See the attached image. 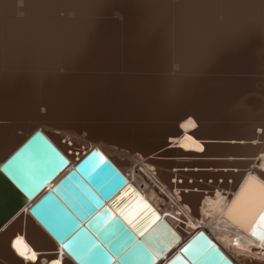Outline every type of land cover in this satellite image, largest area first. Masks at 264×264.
Listing matches in <instances>:
<instances>
[{
  "label": "bare ground",
  "instance_id": "6f19581e",
  "mask_svg": "<svg viewBox=\"0 0 264 264\" xmlns=\"http://www.w3.org/2000/svg\"><path fill=\"white\" fill-rule=\"evenodd\" d=\"M132 1L136 14L117 12L110 31L100 17L105 4L119 0H0V165L37 130L69 162L0 231V262L79 264L29 208L92 150H101L181 244L203 230L233 264H264V80L254 91L256 101L239 104L256 116L216 136L207 110L184 98L188 81L218 75V66L232 62L236 52L251 53L264 70V0ZM108 34L118 40L113 52L95 65L85 63L94 51L102 55ZM138 55L156 61H135ZM113 108L124 123H111ZM157 121L162 127L154 131ZM131 124H142V138L159 140L163 153L125 151L116 138L133 135ZM62 138L80 152L76 161ZM214 146L227 150L197 154ZM17 238L24 257L12 247ZM179 246L155 263L163 264ZM33 253L34 261L26 258ZM142 255L135 253L133 264L147 262Z\"/></svg>",
  "mask_w": 264,
  "mask_h": 264
},
{
  "label": "water",
  "instance_id": "95a60500",
  "mask_svg": "<svg viewBox=\"0 0 264 264\" xmlns=\"http://www.w3.org/2000/svg\"><path fill=\"white\" fill-rule=\"evenodd\" d=\"M68 164L40 130L5 160L0 165V231ZM138 197L159 216L100 151L92 150L47 190L29 212L79 264H133L132 257L139 251L148 258L143 264H157L155 260H163L182 241L162 218L150 223L147 211L138 215L133 224L127 223L120 210L135 204ZM82 238L89 242L87 246L103 248L91 251L83 244L85 249L80 250ZM185 248L188 250L182 251ZM84 254L86 257L80 259ZM173 262L233 264L203 230L191 235L163 264Z\"/></svg>",
  "mask_w": 264,
  "mask_h": 264
},
{
  "label": "rangeland",
  "instance_id": "374dc122",
  "mask_svg": "<svg viewBox=\"0 0 264 264\" xmlns=\"http://www.w3.org/2000/svg\"><path fill=\"white\" fill-rule=\"evenodd\" d=\"M123 1H128L129 3H125ZM109 7H113V9H111V11H108ZM125 8H130L134 10V14H136V11L138 9L136 7V4L132 0H119V2H112L105 4L104 5L105 14L101 15L100 17L101 23H103L101 26H104L105 28L109 27V30L111 31L112 29L111 25H116V23L112 20V18L118 16L117 12L125 15L126 14ZM110 35L111 34H108L107 36L110 43H107V45H105L104 47L102 46L101 47L102 49H100L102 55H99L98 51H94L91 57L85 61V63L87 64L90 63V65H95L96 64L95 62H102L106 55H109L113 52V50L116 48L115 45H117L118 40L117 41L113 39L111 40ZM255 59H256L255 56L254 55L252 56L251 53L245 55L242 52H236L234 54V60L232 62L229 63L223 62L218 66L219 72L216 73L218 75L203 76V78L197 77L195 80L193 79L194 83L192 84H189L190 82L188 81V84L186 86L190 87L191 85V87H190V91L184 93L185 96L184 98L191 99L192 101L194 100L196 106L198 107L200 106L207 110V113L211 118V124H212L211 133L213 136H216L217 131H220L224 127H230V128L232 127L233 129L237 128L238 126L246 122H249V118L251 119V116L253 117L256 116V114L255 115L249 114L244 106L243 107L239 106L241 102L249 103L256 101L258 99V95L254 91L255 89L260 88L257 87V84L261 83L262 80H264V74H263L264 70L260 68L259 62L257 61V59L256 60ZM263 60L264 58L262 59V61ZM135 61H156V59L153 56L140 57L138 55ZM197 79H199L198 82L200 81L201 84L196 81ZM197 85L199 88L197 89L199 91L196 90ZM186 93L187 95H185ZM109 112H110L109 115L113 117L111 120L112 124L117 125L119 123H124L121 121L119 122L117 118V116L119 115V111L117 108L110 109ZM130 126H132L133 129L135 130L133 135H128L123 133L121 135H118L116 138L117 143H119L123 147V149H125V151L128 152L135 149L140 152H144L146 150L147 152H152L156 154L163 153L162 150L160 149V146L158 145L159 140L152 139L150 141H146L142 138L145 133L142 124L141 125L131 124ZM161 127L162 124L159 121L153 122V124H151L150 126V128L154 131L159 130ZM127 132L128 130L126 129L125 133ZM18 133H21V130H18ZM63 141L64 139L62 138L61 142ZM173 149L174 148L170 149L169 151H172ZM226 150H227L226 147L214 146L212 148L202 149L198 151L197 154L222 155L225 154L224 152ZM172 169H176L177 171L183 170L184 173L191 172L189 170H193V173H195L194 169H189L187 167L186 168L173 167ZM209 171L207 172L209 173ZM211 172L212 173L210 174H214L213 173L214 171ZM224 172L225 171H223V173ZM193 182L197 183L199 186H201V188H208L206 187L207 184L200 185L199 181H195V180ZM0 264H5V263L1 261Z\"/></svg>",
  "mask_w": 264,
  "mask_h": 264
},
{
  "label": "snow or ice",
  "instance_id": "6c2138e0",
  "mask_svg": "<svg viewBox=\"0 0 264 264\" xmlns=\"http://www.w3.org/2000/svg\"><path fill=\"white\" fill-rule=\"evenodd\" d=\"M188 124L191 125L192 127H195V124L191 120L188 121ZM144 211H147L150 214V216H151L150 223H156L159 220V216L156 214V212L154 210H152L150 208L149 205H147V203L144 201V199L142 197H138V200L135 204L129 206L126 209H121L120 215L126 220L127 223L133 224L134 219L138 215H142L144 213ZM261 219L264 220V216H262ZM141 234H143V233H141ZM256 234H257V231H256V229H254L253 235H256ZM261 238L264 239V233L261 234ZM20 243H21L20 238H17V240L13 243L12 247L16 249V251L19 253L20 256L24 257L25 252L23 250H21V248L19 247ZM79 246L84 247V245H82V244H80ZM25 247H27V246H25ZM87 247L91 248V251H98V250L103 248L102 245H97L96 247H91L89 245ZM133 247H135V246H133ZM86 250H87V248H86ZM187 250H188L187 248L182 249V251H187ZM116 251L119 253L121 251V249L118 248V249H116ZM101 254H103V253H101ZM26 258L34 261L36 259V255H35V253H33L31 257H26ZM173 264H174V262H173Z\"/></svg>",
  "mask_w": 264,
  "mask_h": 264
},
{
  "label": "crops",
  "instance_id": "0c3cea01",
  "mask_svg": "<svg viewBox=\"0 0 264 264\" xmlns=\"http://www.w3.org/2000/svg\"><path fill=\"white\" fill-rule=\"evenodd\" d=\"M180 172L183 173V174H186V173L183 172V170H181ZM182 180H183V179H182ZM178 185H179V184H178ZM200 185H202V184H200ZM205 186H206V185H205ZM206 187H208V186H206ZM208 188H209V187H208ZM183 191L186 192V190H183Z\"/></svg>",
  "mask_w": 264,
  "mask_h": 264
}]
</instances>
